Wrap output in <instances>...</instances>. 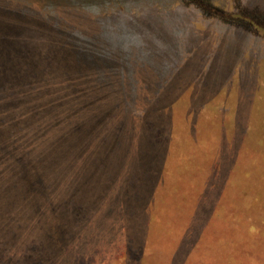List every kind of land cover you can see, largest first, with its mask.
<instances>
[{"label":"rangeland","instance_id":"1","mask_svg":"<svg viewBox=\"0 0 264 264\" xmlns=\"http://www.w3.org/2000/svg\"><path fill=\"white\" fill-rule=\"evenodd\" d=\"M0 264H264V0H0Z\"/></svg>","mask_w":264,"mask_h":264},{"label":"trees","instance_id":"2","mask_svg":"<svg viewBox=\"0 0 264 264\" xmlns=\"http://www.w3.org/2000/svg\"><path fill=\"white\" fill-rule=\"evenodd\" d=\"M254 228H255V226H254Z\"/></svg>","mask_w":264,"mask_h":264}]
</instances>
